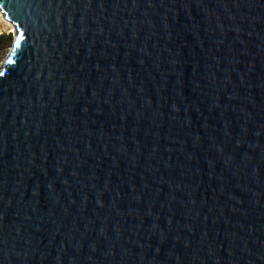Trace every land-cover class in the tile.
Returning a JSON list of instances; mask_svg holds the SVG:
<instances>
[{
	"label": "water",
	"instance_id": "obj_1",
	"mask_svg": "<svg viewBox=\"0 0 264 264\" xmlns=\"http://www.w3.org/2000/svg\"><path fill=\"white\" fill-rule=\"evenodd\" d=\"M0 9V264H264V0Z\"/></svg>",
	"mask_w": 264,
	"mask_h": 264
},
{
	"label": "rangeland",
	"instance_id": "obj_2",
	"mask_svg": "<svg viewBox=\"0 0 264 264\" xmlns=\"http://www.w3.org/2000/svg\"><path fill=\"white\" fill-rule=\"evenodd\" d=\"M1 16L4 17L2 15V13L0 12V33H11L12 39H10V41H7V39H4L3 43L0 44V67L2 66L5 58L7 57L8 52H10V49H11L12 43H13V37L15 36V33H16V31L12 32V31L8 30L9 25L3 21Z\"/></svg>",
	"mask_w": 264,
	"mask_h": 264
},
{
	"label": "trees",
	"instance_id": "obj_3",
	"mask_svg": "<svg viewBox=\"0 0 264 264\" xmlns=\"http://www.w3.org/2000/svg\"><path fill=\"white\" fill-rule=\"evenodd\" d=\"M4 39H7V41H10V39H12L11 33H0V44L3 43Z\"/></svg>",
	"mask_w": 264,
	"mask_h": 264
},
{
	"label": "snow or ice",
	"instance_id": "obj_4",
	"mask_svg": "<svg viewBox=\"0 0 264 264\" xmlns=\"http://www.w3.org/2000/svg\"><path fill=\"white\" fill-rule=\"evenodd\" d=\"M0 11H3V9H0ZM22 39H23V36L22 35L17 39L16 46L13 49V55L15 54L17 48L20 47ZM9 62H11V60ZM0 75H2V73H0Z\"/></svg>",
	"mask_w": 264,
	"mask_h": 264
},
{
	"label": "bare ground",
	"instance_id": "obj_5",
	"mask_svg": "<svg viewBox=\"0 0 264 264\" xmlns=\"http://www.w3.org/2000/svg\"><path fill=\"white\" fill-rule=\"evenodd\" d=\"M1 17H2V16H1ZM2 19H3V21H4L5 23H7V24L9 25V29H8V30H10V31H12V32H15V31H16L15 28H14V26L12 25V23L9 22V20H7V19L4 18V17H2Z\"/></svg>",
	"mask_w": 264,
	"mask_h": 264
}]
</instances>
